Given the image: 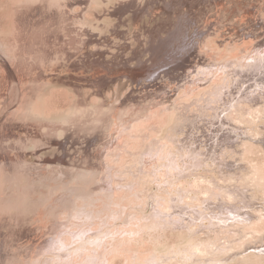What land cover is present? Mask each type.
Returning <instances> with one entry per match:
<instances>
[{
    "label": "rangeland",
    "instance_id": "rangeland-1",
    "mask_svg": "<svg viewBox=\"0 0 264 264\" xmlns=\"http://www.w3.org/2000/svg\"><path fill=\"white\" fill-rule=\"evenodd\" d=\"M261 50L264 0H0V264H262L212 222L264 217Z\"/></svg>",
    "mask_w": 264,
    "mask_h": 264
},
{
    "label": "bare ground",
    "instance_id": "bare-ground-1",
    "mask_svg": "<svg viewBox=\"0 0 264 264\" xmlns=\"http://www.w3.org/2000/svg\"><path fill=\"white\" fill-rule=\"evenodd\" d=\"M213 33L214 32H216L217 31V29L215 28V25L213 26ZM212 33V31L210 32V33H208V34H206V35H204L200 40H198L199 41V46H198V49H202V42L203 41H205V40H207L208 38H209V36L210 35H212L213 34ZM172 49V48H171ZM171 51V50H170ZM262 51V50H261ZM175 52H176V50H175ZM258 52V51H257ZM177 53V52H176ZM264 54V51H262L261 52V55H263ZM261 55L260 56H258V54H257V56H251V57H254V62H249V63H246V62H244V64H238L239 66L238 67H234V72H232V73H235V70H236V72L237 71H240L241 72V74H239L238 72V75H237V82H236V84H237V86L239 87V84L241 83V80H244L245 81V83L246 82H248V80H251L252 78L253 79H261L262 80V82H263V85H262V87H263V89H264V57L262 56L261 57ZM176 56H178L177 54H176ZM167 63V62H166ZM169 68H171V66L169 67ZM249 69H250V71H249ZM255 69L256 70H258L259 72H256V75L254 76V77H250L251 76V74H252V72L254 73L255 72ZM154 72V71H153ZM152 71H151V73H153ZM153 75H155V74H153ZM241 75L243 76V78L241 77ZM261 75H263V77L261 78ZM242 85V84H241ZM240 85V86H241ZM251 86V85H250ZM250 89H252V87H250L249 88V90ZM243 92H245V90H240V92H239V95H241V93H243ZM251 92H252V90H251ZM243 97L244 98H246V99H249V94L247 93V95H243ZM255 97H253L252 99H254ZM252 99H250V100H248V103H250L252 106H253V108H255L254 109V111H252V112H250L249 114H256V112H257V109L259 110H264V106L263 107H258V106H256L255 105V103L253 102L254 100H252ZM237 121L238 122H240V119H237ZM247 133V132H246ZM233 134V133H232ZM248 134H249V132H248ZM232 136V135H231ZM236 136V135H235ZM230 137V136H229ZM229 137L227 138V139H229ZM239 137V136H238ZM236 138V137H235ZM241 139V138H240ZM225 140H226V138H225ZM262 140V139H261ZM225 143H227L226 141H225ZM240 193H243V192H241V191H239ZM216 215L218 216V211H217V213H216ZM218 219V221H216ZM216 220H213L212 219V222L213 223H216V224H219V225H221V226H223V227H228L229 229H232V230H238L241 234H245L244 232H243V230H242V228H248V227H252V226H255V225H259V224H261L262 223V221L264 220V217H260L259 218V220L258 221H254V222H252V223H250V224H245V225H242V226H239V225H227L226 226V224H225V222L227 221V219H229L228 218V215H225L224 213H223V215H221V216H219V218H217ZM236 226V227H235ZM54 240V239H53ZM49 241H51V240H49ZM49 241H48V243H49ZM259 241H261L260 243V245L259 246H263L264 247V235H261L260 237H259ZM251 245V244H250ZM254 247V246H253ZM252 248V246H249L248 247V249H247V251L249 250V249H251ZM226 250H228V249H230L229 248V246H227L226 248H225ZM247 251H244V252H247ZM233 253H235L236 255H239L238 254V252L236 251V252H233ZM232 253V254H233ZM70 254V253H69ZM247 254H250V255H253V256H255V257H257L259 260H263L262 261V264L264 263V252L263 253H259V254H252V253H247ZM232 256V255H231ZM60 258V257H59ZM94 257H92V259H93ZM49 259H52V258H49ZM95 259V258H94ZM93 259V260H94ZM55 260V259H54ZM53 260V261H54ZM87 260H88V258H87ZM98 260H99V258H98ZM97 260V261H98ZM232 260H234V264H236V260L237 259H232ZM208 261H211V262H213V263H215V262H219V258H205V260H203L202 258H199L197 255L196 256H194V257H192V259L191 260H189V261H186V263L185 264H203V263H207ZM86 262V261H85ZM96 263V262H95Z\"/></svg>",
    "mask_w": 264,
    "mask_h": 264
}]
</instances>
